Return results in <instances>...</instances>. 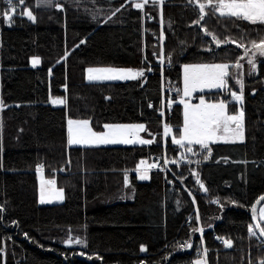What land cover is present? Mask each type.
<instances>
[{"label": "trees", "instance_id": "obj_1", "mask_svg": "<svg viewBox=\"0 0 264 264\" xmlns=\"http://www.w3.org/2000/svg\"><path fill=\"white\" fill-rule=\"evenodd\" d=\"M15 6L9 21L3 15L7 0H0V264H189L200 257L201 242L207 264L264 261V242L249 232L251 208L264 194V58L257 56V72L249 74L242 48L216 47L202 31L246 43L242 36L258 38L264 26L212 16L198 25L188 0H164L162 6L150 0L143 10L130 0H24ZM25 7L35 22L19 14ZM34 57L37 67L31 66ZM237 61L244 65L245 141L211 144L207 158L198 145L188 152L170 135L164 146L163 79L177 91L184 65ZM93 66L143 69L144 76L89 82L86 69ZM229 87L239 90L234 79ZM201 95L237 110L226 91ZM179 96L167 109L175 136L183 123ZM50 97L65 103L54 106ZM69 119L89 120L97 132L106 124H143L141 135L153 142L69 145ZM164 150L168 159L188 153L193 163L174 167V179L154 158ZM145 159L157 167L139 180L136 169ZM41 165L44 176L63 189V202L40 203ZM126 176L134 198L117 200ZM194 227H203V235ZM69 237L87 246H67Z\"/></svg>", "mask_w": 264, "mask_h": 264}, {"label": "snow or ice", "instance_id": "obj_2", "mask_svg": "<svg viewBox=\"0 0 264 264\" xmlns=\"http://www.w3.org/2000/svg\"><path fill=\"white\" fill-rule=\"evenodd\" d=\"M134 4V7L143 10L145 5L150 3V0H142L140 3H136L135 0H130ZM153 4L159 3L163 5L164 0H151ZM9 7L8 11H5L3 15L9 20H12V16L17 14L16 4L23 5L24 0H7ZM42 3H50V0H42ZM189 4L194 5V11L197 14L196 24H201L206 17L212 16L217 19L223 18L224 21H231L233 25L236 22H247L252 26H264V0H188ZM21 15L26 14L27 18L35 22L36 17L30 8H22ZM238 26V25H237ZM204 35L210 36L212 42L216 47H221L224 44H234L237 48L244 50L240 59H246L249 65V74L257 72V56L264 58V28H261L257 33L258 38H247L242 36V40H246L244 43L241 40L235 38L221 39L215 34L211 33L207 28L202 29ZM252 31H256L255 28ZM83 43V41H81ZM208 50H211L210 48ZM251 53V55L249 54ZM66 59V57H65ZM40 64L39 58L32 59V66L35 67ZM235 68L239 71L238 74H231L230 69ZM244 65L237 61L234 64L228 63H213L202 65H185L184 77H183V89H177V92L182 91L183 97H191L194 92H204L205 89L226 91L234 101L239 102L241 105L244 100V83L240 78L243 76ZM151 71V68L148 69ZM51 72V70H49ZM144 76V70L133 71L131 69H116V68H88L87 79L89 81L100 80H135ZM234 79L235 83L239 85V90L233 91L229 85L228 80ZM67 86L65 85V88ZM253 94H255L253 92ZM53 104H64L63 99H53ZM179 103L183 105V128L179 138L173 137L172 143L178 145L180 148H187L188 152H194L192 145H198L201 150L204 151V156L207 158L211 155V149L209 145L215 142L235 143L237 141L243 142L245 140V123H244V111L243 108L235 110L232 113L228 111V101L224 99H217L215 102H206L204 97H199L198 104H191L187 100L181 98ZM151 107V105H149ZM5 105L3 100H0V111L4 109ZM160 115L163 117L164 112L161 111ZM107 131L96 132L90 127L89 120H68V144L69 145H100V144H150L153 141L149 139H142L139 136L140 132L146 131L143 124L135 125H111L106 124L103 126ZM171 132V128L166 124L164 127V135L167 136ZM145 162L141 161V165ZM172 163H176L175 160ZM38 171L43 172V165L39 166ZM139 171V169H137ZM140 179H147L146 170L140 171ZM42 177V185H43ZM48 185L53 186L55 191V180L46 181ZM125 183H128L127 176L125 177ZM201 188L204 185L201 183ZM207 191L206 188H204ZM56 198L63 199V190L56 193ZM259 200L264 201V196ZM40 202L46 201L44 188L41 187ZM218 203V201H216ZM259 203V201L257 202ZM254 219L264 220V208L260 209L259 214L256 215L257 209H251ZM3 209L0 208V212ZM197 219L199 217L197 216ZM255 228H259V234L264 236V226L259 223L255 225ZM193 231H198L201 236L203 235V227L193 228ZM249 232L252 236H256L257 233L252 226L249 227ZM67 243L71 245L73 240L71 237L67 240ZM77 245H84L86 242L81 239H75ZM225 247L231 248L233 243L231 240H223ZM186 247L191 248V243L186 242ZM142 252L147 251L145 247H141ZM203 256L205 259H198L196 264H207L206 256L207 249H204ZM260 264H264L261 261Z\"/></svg>", "mask_w": 264, "mask_h": 264}, {"label": "rangeland", "instance_id": "obj_3", "mask_svg": "<svg viewBox=\"0 0 264 264\" xmlns=\"http://www.w3.org/2000/svg\"><path fill=\"white\" fill-rule=\"evenodd\" d=\"M39 1V4L40 5H46L47 3H42V0H38ZM51 1V0H50ZM9 6V5H8ZM10 7V6H9ZM163 40V39H162ZM160 52H162V55H163V53H164V49L163 48H160ZM163 57V56H162ZM34 58H36V57H34ZM33 59V58H32ZM32 59H31V66H32ZM163 59V61L165 60L164 58H162ZM163 63V62H162ZM40 64H38L37 66H39ZM186 65H202V64H186ZM37 66H35V67H37ZM185 66V65H184ZM184 66L182 67V82H181V90L183 89V77H184ZM33 67V66H32ZM88 68H90V67H88ZM87 68V69H88ZM91 68H116V69H131V70H133V71H137V70H139V69H136V68H122V67H112V66H93V67H91ZM87 69H86V80L87 81H89L88 79H87ZM110 81H128V80H100V81H89V82H110ZM228 85H229V80H228ZM214 91H219V90H216V89H212V90H208V89H205V91L204 92H194L193 94H192V96L191 97H183L182 96V91L180 92V96H179V99H178V102H179V100L181 99V98H183V99H185V100H187L188 102H190L191 104H198L199 103V97H201L202 95L201 94H203V93H205V92H214ZM204 97V96H203ZM53 99H63V98H58V97H50V103L52 104V105H54V106H63L64 104H53L52 103V100ZM204 99H205V101L206 102H215V101H213V100H208V99H206L205 97H204ZM64 100V99H63ZM230 101H232V102H234V103H236L237 104V109H239L240 107H242L243 108V111H244V107H243V104H244V100H243V104L241 105L239 102H236V101H234L232 98L230 99ZM171 104V103H170ZM182 105V104H181ZM182 108H183V105H182ZM228 111H229V106H228ZM229 113H232V112H230L229 111ZM244 123H245V115H244ZM68 125V124H67ZM111 125H135V124H111ZM90 127L92 128V126H91V123H90ZM182 128H183V123H182V127H181V132H180V134L182 133ZM93 129V128H92ZM94 130V129H93ZM95 131V130H94ZM103 131H107V129L106 128H104V130ZM97 132V131H96ZM245 133H246V131H245ZM168 135H170L171 136V138H173V137H176V138H179L180 137V135L179 136H175L174 134H173V132H172V130H171V132H169V134ZM167 135V136H168ZM139 136H140V138H142V139H145L142 135H141V132L139 133ZM162 136H163V139H166V136L164 135V129H163V133H162ZM245 141V140H244ZM243 141V142H244ZM215 143H224V142H215ZM215 143H211V144H215ZM229 143H231V142H229ZM235 143H241L240 141H237V142H235ZM210 144V145H211ZM109 145H134V144H100V145H79V146H109ZM141 145V144H140ZM209 145V146H210ZM142 161H144L145 163L143 164V165H141V162L138 164V166H137V169H139V171L136 169V173H137V175H138V179L139 180H147L148 178H149V175H150V173H151V171L152 170H154V169H156V167H157V162H155V161H150V160H148V159H145V160H142ZM144 170H146V175H147V179H140L139 178V176H140V171H144ZM42 177H43V181H44V183H43V185H42ZM127 179H128V183L126 184L125 183V185L123 186V189L120 191V192H118L116 195H115V198L117 199V200H122V201H127V200H132L133 198H134V189L130 186V177L129 176H127ZM38 181H39V201H40V195H41V187L43 186V188H44V194H45V199H46V201H49L50 200V202H45V203H41L42 205H50V204H55V203H61V202H63L64 200H65V195H64V191H63V199L62 200H60V199H57L56 198V193L58 192V191H60V190H63V189H61V188H58L56 185L54 186L55 187V191H53V186H51V185H48L47 183H46V181H48V179L44 176V174H43V172L41 173L40 171H38ZM262 208H264V203L259 207V210H258V214H259V211H260V209H262ZM261 221H264V220H260V222ZM73 240V239H72ZM65 245H67V246H71V245H76V243H75V240H73V243L71 244V245H69L68 243H67V240L65 241ZM200 259H204V258H200Z\"/></svg>", "mask_w": 264, "mask_h": 264}, {"label": "built area", "instance_id": "obj_4", "mask_svg": "<svg viewBox=\"0 0 264 264\" xmlns=\"http://www.w3.org/2000/svg\"><path fill=\"white\" fill-rule=\"evenodd\" d=\"M176 92L177 91L175 89H173L172 87H169L163 79V81H162V97H161V104H160V112L161 111L164 112V116L162 117L163 129H164L165 125L167 124V118L172 115V113L167 111V109H168V104L171 102V97H173V95ZM164 146H165V139H164ZM154 158L156 160H159V159L162 160L164 168L170 173V175L174 179H177V176L175 174L176 171L174 170V167H176V170H178L182 164H185V163L186 164H192L193 163L192 157L188 153H179L174 158L168 159L166 156L165 150L163 151V154L161 156H155ZM173 160H175L176 163H172ZM198 248H199L198 252H199L200 257H198L195 260H192L189 264H196V261L200 258L205 259V257L203 256V251L205 249L204 243L201 242L198 245ZM206 261H207V256H206Z\"/></svg>", "mask_w": 264, "mask_h": 264}, {"label": "water", "instance_id": "obj_5", "mask_svg": "<svg viewBox=\"0 0 264 264\" xmlns=\"http://www.w3.org/2000/svg\"><path fill=\"white\" fill-rule=\"evenodd\" d=\"M262 196H264V194ZM262 196H260V197H262ZM259 198L254 202V204L252 206V208H256L257 209L256 215H258L259 207L264 203V201L259 200ZM258 201H259V203H257ZM250 215H251V222H252V226H253L254 230L256 231V233L259 236V238L264 242V236H261L259 234V228H255V225H257L258 223L261 225L260 220L253 218L254 214H253L252 210H251Z\"/></svg>", "mask_w": 264, "mask_h": 264}, {"label": "crops", "instance_id": "obj_6", "mask_svg": "<svg viewBox=\"0 0 264 264\" xmlns=\"http://www.w3.org/2000/svg\"><path fill=\"white\" fill-rule=\"evenodd\" d=\"M73 146H79V145H73Z\"/></svg>", "mask_w": 264, "mask_h": 264}]
</instances>
